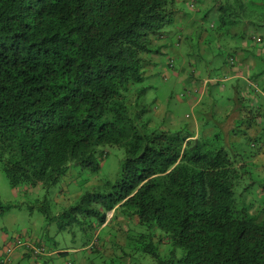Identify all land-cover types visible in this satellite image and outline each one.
Returning a JSON list of instances; mask_svg holds the SVG:
<instances>
[{
	"label": "trees",
	"instance_id": "16d2710c",
	"mask_svg": "<svg viewBox=\"0 0 264 264\" xmlns=\"http://www.w3.org/2000/svg\"><path fill=\"white\" fill-rule=\"evenodd\" d=\"M194 2L0 0V165L14 188L43 192L32 207L69 232L90 261L94 253L103 263L108 256L106 248L99 253L105 245L99 234L119 231L127 239L116 257L128 255L129 262L264 264V207L247 199L249 185H239L250 174L243 151L171 132L143 102L144 82L159 75L154 68L162 57L166 79L208 53L221 67L207 81L220 84L233 74L240 45L228 42L235 36L229 30H218L264 17L241 0H209L203 13L190 12ZM208 12L217 17L209 26L202 23ZM254 35L248 45L255 66L234 78L245 79L253 93L241 108L246 127L263 129L264 100L257 96L264 95V60L253 50ZM251 140L253 154L264 156L259 138ZM109 147L121 148L124 159L103 191L75 182L71 190L49 192L73 167L97 171Z\"/></svg>",
	"mask_w": 264,
	"mask_h": 264
},
{
	"label": "rangeland",
	"instance_id": "374dc122",
	"mask_svg": "<svg viewBox=\"0 0 264 264\" xmlns=\"http://www.w3.org/2000/svg\"><path fill=\"white\" fill-rule=\"evenodd\" d=\"M207 1L209 0H195L193 6H188V9L190 12L197 13L198 9L202 8L203 13L206 5L210 4ZM218 3L219 1L216 4ZM241 3L246 11L251 8L254 11L260 7L259 11L264 16V0H241ZM212 8L214 9L215 6ZM206 9L208 11L210 8ZM186 12L189 11L186 9ZM210 12L205 17L202 16V23L207 26L217 21V17L212 16ZM262 19L263 21L257 24L250 25L247 24L248 22L242 21L218 30L220 32L229 30L228 33L235 36L227 37L228 42L233 41L240 45L235 52L236 67H234L233 74L230 73L220 84H212L207 81L212 76L214 77L216 72L219 73L220 68L215 69L218 66L221 67L219 63L209 62L210 58L212 60L214 57L208 53L205 54V57L190 58L197 61L195 65L192 64V68L186 72H173L167 75L166 79L163 78V74H167L168 69L165 68V60L162 57L160 60L162 63L154 68L159 75L147 78L144 83L149 85L143 94V102L154 111V119L157 123L162 122L171 132L194 133L206 142H213L217 147L222 145L228 148L231 145L236 148L235 150L243 151L242 155L246 156V170L250 174L247 179H242L239 185H249L245 194H249L247 199L254 201L257 209L264 207V191L259 194L257 190L259 187L264 188V156L253 154L256 149L251 145V141H253L251 139H254L255 136L259 138L261 142L259 146H261V150H264V128L262 129L260 126H253V129L246 127L244 121L249 117L244 115V111L241 112V108L243 110V106L250 103L248 98H251L253 93L247 88L245 79L236 81L237 77L234 78V75L237 72H246L248 75L252 72L249 69L255 66V56L248 45L249 36L255 34L262 38L253 50L264 60V17ZM250 26H252L253 34L250 31ZM206 29L208 28L206 27ZM207 31H209L207 35L219 39L214 31ZM193 32L190 33L194 35V40H186L190 49L195 44L198 30ZM169 53L172 54L171 51ZM262 66L264 67V63ZM192 69H195L196 74H192ZM261 84L264 85V79ZM257 98L264 100V95H258ZM240 113L241 115H239ZM228 121L232 122L231 126L226 124ZM123 159L124 152L121 148L109 147L107 155L104 156L97 171L82 170L77 172V167H73L60 178L55 186L50 188L49 192L56 193L60 187H68L71 190V185H74L75 182L81 185L82 189L91 192L103 191V182L115 177ZM7 178L0 165V264H92V261L96 264H105L107 261V264H147L143 260L144 258L138 257L137 260L131 258L132 262H129L128 255L122 258L116 257V255H122L119 241L125 242L127 239L123 232L119 236V231L99 234L100 239L105 243L99 253L102 254L106 248L108 256L106 255L103 263L96 258L95 254L97 253H94L91 256L93 259L90 261L89 253L83 251L85 248L80 247L79 242L74 243L73 236L69 232L63 229L59 230L54 220L46 221L44 215L36 207H32L34 203L31 202L35 196L42 201L43 192H34L33 189V191H29L31 189L25 190L23 187L18 190L10 184ZM236 190L238 191V189ZM49 192H46L49 195L47 201L53 197ZM37 205L41 206V203ZM48 209L51 213V209ZM110 215L111 212L107 214L106 221L109 220ZM129 228L133 229L132 226ZM133 232L134 230L130 231L131 234ZM91 236L90 233L86 235L89 239ZM109 241H117L119 246H114L112 249ZM84 242L87 245V242ZM42 249L43 253L40 252ZM59 251L66 253L60 254ZM112 251L113 253L110 254Z\"/></svg>",
	"mask_w": 264,
	"mask_h": 264
},
{
	"label": "built area",
	"instance_id": "2783aa9c",
	"mask_svg": "<svg viewBox=\"0 0 264 264\" xmlns=\"http://www.w3.org/2000/svg\"><path fill=\"white\" fill-rule=\"evenodd\" d=\"M253 38H254V40H255L256 42H260V41L262 40L260 36H255V35H254ZM37 251H39V250H37ZM40 252L43 253V249H42Z\"/></svg>",
	"mask_w": 264,
	"mask_h": 264
},
{
	"label": "clouds",
	"instance_id": "9594fccd",
	"mask_svg": "<svg viewBox=\"0 0 264 264\" xmlns=\"http://www.w3.org/2000/svg\"><path fill=\"white\" fill-rule=\"evenodd\" d=\"M109 212H111V215H112V211H109ZM109 212H107V214H108ZM107 214H106V217H107ZM111 215H110V217H111ZM110 217H109V219H110ZM43 252H44V250H43Z\"/></svg>",
	"mask_w": 264,
	"mask_h": 264
},
{
	"label": "crops",
	"instance_id": "0c3cea01",
	"mask_svg": "<svg viewBox=\"0 0 264 264\" xmlns=\"http://www.w3.org/2000/svg\"><path fill=\"white\" fill-rule=\"evenodd\" d=\"M59 252H64V251H59Z\"/></svg>",
	"mask_w": 264,
	"mask_h": 264
}]
</instances>
